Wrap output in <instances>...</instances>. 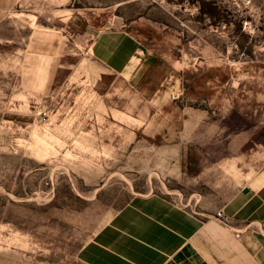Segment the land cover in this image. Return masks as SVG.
<instances>
[{
    "label": "rangeland",
    "instance_id": "374dc122",
    "mask_svg": "<svg viewBox=\"0 0 264 264\" xmlns=\"http://www.w3.org/2000/svg\"><path fill=\"white\" fill-rule=\"evenodd\" d=\"M34 2L18 59L0 46V264H103L105 228L133 197L186 199L187 178L229 157L236 133L250 136L243 154L264 142V0ZM105 29L179 70V93L114 90L82 57Z\"/></svg>",
    "mask_w": 264,
    "mask_h": 264
},
{
    "label": "crops",
    "instance_id": "0c3cea01",
    "mask_svg": "<svg viewBox=\"0 0 264 264\" xmlns=\"http://www.w3.org/2000/svg\"><path fill=\"white\" fill-rule=\"evenodd\" d=\"M38 4L0 0V46L15 44L17 59L18 50L22 51L18 31L23 28V13L36 14ZM32 16L31 22H37L38 16ZM67 19L59 16L64 24ZM7 27L14 30L11 36L3 34ZM43 32L49 36L47 43L55 44L56 31L44 28ZM82 57L113 79L114 90L120 81L152 103L163 100L165 94L173 99L179 93V70L166 66L126 32H99ZM172 80L173 85L165 87ZM183 123L193 125L194 121ZM207 135L208 140L216 139L215 122L208 124ZM249 137L244 140L243 131L236 133L230 140L229 157L200 166L189 176L187 185L193 190L186 199L171 202L154 194L133 197L105 228L113 239L109 241L112 250L104 254L109 261L103 264H264V142L243 154V142ZM200 188L208 191H195ZM218 212L225 221L216 217Z\"/></svg>",
    "mask_w": 264,
    "mask_h": 264
},
{
    "label": "built area",
    "instance_id": "2783aa9c",
    "mask_svg": "<svg viewBox=\"0 0 264 264\" xmlns=\"http://www.w3.org/2000/svg\"><path fill=\"white\" fill-rule=\"evenodd\" d=\"M216 217L218 218V219H220V220H222V221H225L226 220V218L223 216V214L222 213H220V212H218L217 214H216ZM238 237V236H237Z\"/></svg>",
    "mask_w": 264,
    "mask_h": 264
}]
</instances>
